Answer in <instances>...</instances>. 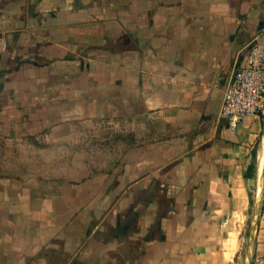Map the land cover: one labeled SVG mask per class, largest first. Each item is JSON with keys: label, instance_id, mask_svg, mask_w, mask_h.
Wrapping results in <instances>:
<instances>
[{"label": "crops", "instance_id": "0c3cea01", "mask_svg": "<svg viewBox=\"0 0 264 264\" xmlns=\"http://www.w3.org/2000/svg\"><path fill=\"white\" fill-rule=\"evenodd\" d=\"M254 40L264 0H0V264L264 256V113L220 115Z\"/></svg>", "mask_w": 264, "mask_h": 264}, {"label": "built area", "instance_id": "2783aa9c", "mask_svg": "<svg viewBox=\"0 0 264 264\" xmlns=\"http://www.w3.org/2000/svg\"><path fill=\"white\" fill-rule=\"evenodd\" d=\"M220 115L228 129L238 130L248 118L264 113V43H249L242 52L233 75L223 89ZM251 264H264V256L253 258Z\"/></svg>", "mask_w": 264, "mask_h": 264}, {"label": "rangeland", "instance_id": "374dc122", "mask_svg": "<svg viewBox=\"0 0 264 264\" xmlns=\"http://www.w3.org/2000/svg\"><path fill=\"white\" fill-rule=\"evenodd\" d=\"M111 128L113 129H117L118 127H114L113 125H110ZM110 126L109 125H104V124H93V123H90V122H87V123H82L80 125V130H82L84 133H83V136H85L84 138V142L87 141L86 137L89 135V133H94L96 132L97 134H103L105 131H110ZM90 136V135H89ZM100 138V137H99ZM260 160L261 158H259V160L257 161V167L259 168L260 167Z\"/></svg>", "mask_w": 264, "mask_h": 264}, {"label": "trees", "instance_id": "16d2710c", "mask_svg": "<svg viewBox=\"0 0 264 264\" xmlns=\"http://www.w3.org/2000/svg\"><path fill=\"white\" fill-rule=\"evenodd\" d=\"M248 171H249L248 172L249 177H254L256 175V171H257L256 155H254V162L252 163Z\"/></svg>", "mask_w": 264, "mask_h": 264}, {"label": "bare ground", "instance_id": "6f19581e", "mask_svg": "<svg viewBox=\"0 0 264 264\" xmlns=\"http://www.w3.org/2000/svg\"><path fill=\"white\" fill-rule=\"evenodd\" d=\"M263 149V148H262ZM262 159H261V177H262V175H263V173H264V156L263 157H261Z\"/></svg>", "mask_w": 264, "mask_h": 264}, {"label": "water", "instance_id": "95a60500", "mask_svg": "<svg viewBox=\"0 0 264 264\" xmlns=\"http://www.w3.org/2000/svg\"><path fill=\"white\" fill-rule=\"evenodd\" d=\"M262 177H264V173H263ZM250 264H251V263H250Z\"/></svg>", "mask_w": 264, "mask_h": 264}]
</instances>
